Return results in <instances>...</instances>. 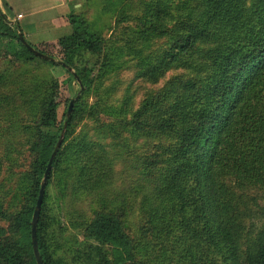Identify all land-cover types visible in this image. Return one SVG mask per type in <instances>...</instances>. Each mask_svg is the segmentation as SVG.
<instances>
[{
  "label": "trees",
  "instance_id": "trees-1",
  "mask_svg": "<svg viewBox=\"0 0 264 264\" xmlns=\"http://www.w3.org/2000/svg\"><path fill=\"white\" fill-rule=\"evenodd\" d=\"M125 2L107 0L102 5L100 0H83L79 12L74 11L68 18L72 34L54 43L57 56L46 52L49 43L34 45L26 38L35 49L74 68L84 85L46 187L38 223L44 264H127L136 262L139 254L148 253L130 236L123 210L95 213L86 226L85 240H80L79 236L66 235L67 226L56 212V205L54 209L49 204L50 187L60 184L61 175L76 174L80 180L74 188L88 191L92 189L91 175L95 173L99 181L98 174L111 166L104 145L69 140L79 119H94L100 128L106 125L99 117L103 111L106 113L100 92L108 79L103 78L119 71L124 66L120 57L127 56L116 45L122 37L114 35L117 25L127 21L121 9ZM193 3L190 0L192 12L185 14L187 19L170 35L163 36L164 30L169 31L163 25L156 29L164 33H158L157 39L167 38L173 48L166 57L161 54L164 59L158 56L155 63L143 68L140 76H152L157 83L163 77L158 74L168 70L171 62L186 73L173 76L153 97L149 96L131 119L112 121L108 127L117 133L116 138L125 130L136 137L166 133L174 141L167 150L150 155L148 172H154L156 165L162 166L157 190L162 209L151 210L146 218L150 232L167 226L169 237L170 232L179 230L182 237L178 235L172 243L165 235L163 248L168 243L175 248H170L177 260L173 264H200L202 255L194 251L198 242L214 249L213 258L221 264H264V227L253 237L254 241L243 247V221L258 216L259 211H252L249 200L237 191L251 187L264 190V0H254L249 10L244 9L247 0H200L199 6ZM156 6L155 20L172 8L162 0ZM182 7L187 11L188 3ZM90 9L98 12L93 18L88 17ZM119 11L112 37L105 38L99 28L103 16L110 13L112 18ZM129 16L131 20L136 17ZM151 16L145 15V32L137 33V37L155 29ZM11 21L0 6V61L5 58L16 66L13 72L8 70L4 88H22L18 97L24 96L31 116L28 125L32 126L26 129L30 131L32 161L29 165H11L10 173L18 181L14 188L3 192L0 186V264H38L32 242L33 215L47 166L67 120V115L59 120L60 80L51 73L41 76L39 70L49 71L50 67L51 71L69 74L75 82L77 79L64 66L36 56L25 47L19 40V33H23L21 24ZM152 38L147 35L144 39L147 47ZM127 44L128 54L140 55V49ZM78 86L81 90L79 83ZM19 91L0 95V111L18 101ZM112 113L120 118L128 112L120 106ZM17 168L22 171L17 172ZM20 196L22 205L12 211L9 206ZM189 212L192 214L186 218ZM152 251H156V246Z\"/></svg>",
  "mask_w": 264,
  "mask_h": 264
},
{
  "label": "rangeland",
  "instance_id": "rangeland-1",
  "mask_svg": "<svg viewBox=\"0 0 264 264\" xmlns=\"http://www.w3.org/2000/svg\"><path fill=\"white\" fill-rule=\"evenodd\" d=\"M10 1L16 4L20 0ZM100 1L102 5L107 4V0ZM157 1L158 0H126L124 5L122 4L121 9L125 11L124 16L127 21L124 20L120 25H117V30H115L114 19H119V15H121L120 11L114 16L116 18H111L109 15L110 13L105 14L102 18V22H100L99 28L102 30L101 32L105 38L112 37V29L115 30L114 35L117 34V36L122 37V40L116 45L118 49L125 50L127 56L123 58L120 57V63L123 62L124 66H122L119 71H115L103 78L105 80L108 77L105 82L103 81V89L100 92V96L103 97L102 104L106 108V113L103 111V113L99 114V117L106 125H102L103 128H100V124L94 119H79L74 124L76 127L69 142L85 140L90 142L95 141L104 145L105 149L108 151V159L111 164L110 167L112 168L108 166L106 169H103L104 172L98 174L99 181H97V177L95 173H93L90 182L92 189L88 188V191L86 188L81 190L74 188L77 184L76 182L80 180V178L76 179V174L68 177L61 175L58 178L60 184L54 183L57 180L56 178L53 182L54 185L50 187V192L52 194L49 204L54 209L56 205V212H58L67 226V236H79L80 240H85L84 235L86 234V226L90 223L95 213L101 211H107V213L125 211L123 221L130 236L136 239L137 243L144 251L148 252L144 255L139 254V257H136V262H128L129 264H139V262L144 264H173L174 261L177 260H175L174 253L170 250V248H174L173 244L170 245V243H172L173 239L177 238L178 235L182 237L179 230L170 232L168 237L167 226L163 229L162 226H158L156 232H150L149 227L146 226L148 213L151 210L157 211L162 209V207L159 206L160 203L158 202L157 192L160 184V175L163 172L162 166L156 165L153 168L154 172H148V163H152L150 162V155L154 152L158 154L167 150V147L174 143L173 139L169 135H166V133L159 137L143 135L136 137L134 134L125 130H121V136L116 138L115 136L117 133L113 132L111 127H108L112 121L117 123L119 119L122 118L128 117L131 119L135 112L141 110V106L149 96L152 95L151 97H153L173 76L186 73L183 67L175 68L176 63H170V59L167 58L166 62L170 63L169 68L168 70L165 69L163 74L162 72L158 74L163 76L159 82L156 83L152 76L150 77L149 75L140 76L143 68L151 63H155L158 56L160 59H164L161 54L166 57L168 52L173 48L172 41H169L167 38L157 39L158 33H165L163 36L170 35L171 31H173L172 29L179 26L178 24L181 21L187 19L185 14L192 12L189 6L190 0H162L165 2V5L169 7L172 6V8L166 11L159 20L156 19V21L155 13L157 11ZM253 1L254 0H247L248 6H244V9L249 10ZM172 2H174V4H172ZM185 2L188 3L187 11H184L182 7ZM193 2V4L197 6L200 4V0H193ZM12 8L11 11L9 10V15L13 18H17L18 12L27 15L26 9L21 8L20 5H17V7L13 6ZM148 13L152 15L151 17L154 22H156L154 23L155 29L153 31L149 29L146 31L148 33L144 36L137 37V33L140 34L145 32L143 29L146 26L143 24V19ZM87 14L89 18H93L98 12L95 11V9H90ZM130 14H134V16H136L135 19L131 20ZM56 15V11L51 12L43 19L42 24L38 27V30H40L42 34V39L47 38L51 41H55L61 37H65V35L67 36V33H70L69 31L71 28L69 26L66 28L58 27L55 21ZM124 16L122 14V17ZM27 17L29 18V15H27ZM140 17H142V21H139ZM94 20L97 19L94 18ZM159 25H163L166 29L168 28L169 31L166 32L164 30V33L163 31H156ZM127 35H129V37H127ZM147 35H149V37L153 35L150 47L144 44V39L147 38ZM117 36L115 38H117ZM216 36H211V39ZM130 37L133 38L132 41L129 40ZM111 41L113 42L114 39L112 38ZM127 43L134 45L138 50L140 49V55L128 54L130 50ZM34 45L38 44L34 43ZM45 47L47 48L46 52H52L57 56L54 51V43H50ZM15 68L16 66L5 58L0 61V95L5 91L13 94L16 90L20 89L16 94L18 101L11 102L8 108H4L0 111V186L3 192H7L8 188H14L18 183V181H16L17 177H14L10 173L11 165H13V167L17 165V163L19 165H29L32 161L29 143L30 131L26 129L28 126H32L28 125L31 116H29V108L24 105V96L18 97V95L22 93V88L19 85L17 88L13 86L4 88L9 71L13 72ZM47 69H49V71L44 68L39 70L41 76H44L45 73H51L56 76L61 83L59 120L62 121L64 120V116L67 115L70 102L73 99L78 100L83 90H80L78 81L75 82L69 74L62 73L60 70L51 71L50 67H47ZM23 82L24 81L21 83ZM92 102L93 98L90 99V104ZM3 104L6 105L7 103L5 102ZM120 106H124L128 113L119 118L116 114L112 113V109L120 108ZM163 106H166V103H164ZM12 107H18V109L14 110ZM111 115L112 117H110ZM10 147L14 149H9ZM16 171L21 172L22 169L17 168ZM81 185L83 187L86 186L85 183ZM237 191L238 193H242L244 198L249 200V206L252 211H259L258 216L252 218L247 217L243 221L245 225L243 231L245 239L242 240V243L243 247L246 248L247 244L254 241L255 236L264 227V190L260 191V188L251 187L247 190ZM17 197H19V195H17ZM22 200L23 198L20 196L9 208L12 211L19 209L22 205ZM170 211H172V208L169 209V212ZM191 214V212L186 214V218H189ZM165 235L170 241V243L167 244V248H163L166 239ZM198 243L199 246L194 248V251L202 255L201 258L203 260L200 258V264H221L219 259L213 258L214 249L204 246L200 244V242ZM154 246H156V251H152ZM171 258L173 259L172 261L170 260Z\"/></svg>",
  "mask_w": 264,
  "mask_h": 264
},
{
  "label": "crops",
  "instance_id": "crops-1",
  "mask_svg": "<svg viewBox=\"0 0 264 264\" xmlns=\"http://www.w3.org/2000/svg\"><path fill=\"white\" fill-rule=\"evenodd\" d=\"M17 5L26 9V13L29 15V18L22 12H18L17 18H13L9 15V10L11 11V9H13L12 7H17ZM0 6L8 19L21 24L25 38H27L32 44H53L60 38L55 41H51L47 38L42 39V34L40 30H38V27L42 24L43 19L51 12L56 11L57 15L55 21L58 27L66 28L69 26L71 28L69 32L72 33V27L68 18L74 13V11L79 12V9L83 7V0H20L16 4L10 0H0ZM70 33H67V36H69Z\"/></svg>",
  "mask_w": 264,
  "mask_h": 264
},
{
  "label": "water",
  "instance_id": "water-1",
  "mask_svg": "<svg viewBox=\"0 0 264 264\" xmlns=\"http://www.w3.org/2000/svg\"><path fill=\"white\" fill-rule=\"evenodd\" d=\"M12 24H14V21H11ZM19 40L22 42V44L27 47L32 53H34L36 56H39L47 61H51L53 63H58L62 66H64L65 68H67L69 70V72L74 75L79 83V85L81 86V91L84 89V85L82 83L81 78L79 77V75L77 74V72L75 71L74 68H72L71 66L67 65L66 63H64L63 61L56 59L48 54L42 53L41 51L35 49V47H33L28 40L25 38V36L23 35L22 32L19 33ZM79 96V95H78ZM76 99H73L70 102L69 105V109L67 112V120L64 124V129L62 131L61 137L58 141V144L51 156V159L49 161V164L47 166L44 178L42 180L41 183V188H40V192H39V196H38V200H37V204L35 207V211H34V215H33V221H32V242H33V249H34V254L35 257L37 259L38 264H44L42 256L40 254V250H39V244H38V223H39V219H40V215H41V211H42V206H43V202H44V198H45V194H46V187H47V183H48V179H49V175L53 169V163L54 160L60 150V148L62 147V144L64 142L65 139V135L68 129V125H69V121L71 119V116L73 114L74 111V106L76 103ZM129 264V263H127Z\"/></svg>",
  "mask_w": 264,
  "mask_h": 264
}]
</instances>
